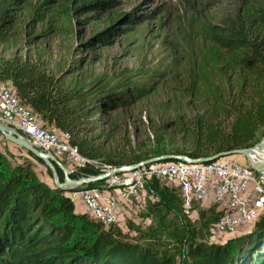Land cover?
<instances>
[{
	"label": "trees",
	"instance_id": "obj_1",
	"mask_svg": "<svg viewBox=\"0 0 264 264\" xmlns=\"http://www.w3.org/2000/svg\"><path fill=\"white\" fill-rule=\"evenodd\" d=\"M181 1L186 9L185 28L204 48H195L194 54L188 51L187 65L179 67L185 68L179 74L186 88H177L178 101L189 99L201 107L183 131L185 155L202 159L249 149L264 128V0H225L233 8L215 23L202 15L212 0ZM110 4L106 0H43L38 4L0 0V46L10 44L21 52L0 57V82L11 83L17 98L44 127L68 134L70 144L93 160L102 155L89 135L99 131V138L108 139L96 118L138 103L148 96L151 86L138 83V73L127 71L116 80L102 75L79 80L87 59H73L68 73H63L42 49L36 57L15 43L19 36L31 37L35 24L41 27L40 40L69 35L73 16L106 11ZM112 32H117L115 26L92 42L107 46ZM92 42L81 47L89 49ZM23 44L31 45V38ZM228 73L236 79H226ZM155 142L160 144L158 139ZM164 155L168 153L158 151L153 157ZM119 157L120 161L106 158L102 165L128 166L147 159ZM55 171L62 183L63 173L57 167ZM100 174L99 168L86 167L70 176L77 180ZM105 182L76 191L100 188ZM146 190L156 201L140 217L151 225L141 231L130 223L129 230L135 233L130 236L106 230L85 214L75 213L65 192L42 182L29 162L14 166L0 154V264H264V216L251 233L213 244L208 233L222 216L215 206L200 210L196 225L183 214L176 190L158 180H152Z\"/></svg>",
	"mask_w": 264,
	"mask_h": 264
},
{
	"label": "rangeland",
	"instance_id": "obj_2",
	"mask_svg": "<svg viewBox=\"0 0 264 264\" xmlns=\"http://www.w3.org/2000/svg\"><path fill=\"white\" fill-rule=\"evenodd\" d=\"M43 0H33L38 4ZM103 1V0H102ZM111 3L106 11L86 12L80 17H72V33L53 36L40 40L41 27L33 25L31 37H18L15 45L25 46L26 50L36 54L38 49L52 57L63 73H68L72 60L87 59V66L79 71L78 79L100 75L116 80L127 71L138 73L137 81L151 86L146 98L121 111L105 112L98 116L101 130L108 139L99 138V131L91 133L93 146L102 158L96 159L98 165L104 164L106 158L120 161L119 156L147 157L150 160L154 152L162 151L168 155L186 157L185 135L183 131L197 111L200 104L191 103L189 99L179 102L177 88H186L179 72L184 71L188 61V51L204 48L194 40L192 33L185 28L186 9L181 0H106ZM225 0H212L211 6L203 9L204 17L215 23L232 10ZM85 21V22H84ZM115 26L117 32L109 36L110 44L102 46L98 41L92 42L98 34ZM31 38V45L23 42ZM35 40L32 42V39ZM90 48L81 47L89 44ZM79 50H75L77 47ZM189 46V48H187ZM15 47V46H14ZM10 44L0 46V57L7 58L21 55ZM185 50V51H184ZM74 54V55H73ZM194 54V53H193ZM197 54V53H196ZM186 55V56H185ZM161 74L162 77H153ZM236 75L228 73L226 79L233 81ZM186 82V81H185ZM181 89V88H180ZM176 99V101H173ZM191 105V106H189ZM167 110H164L165 108ZM40 125L43 124L40 122ZM46 129V127L43 126ZM155 139L160 141L157 145ZM264 143V128L259 130L254 145ZM0 154L5 155L12 165L29 162L36 176L55 189L52 174L43 164H38L28 154L0 136ZM139 159L136 162L146 161ZM228 162L247 165L242 156L224 158ZM63 165V164H62ZM66 165V163L64 164ZM63 165V166H64ZM256 176V173H255ZM43 182V181H42ZM46 184V183H45ZM213 207L210 199L198 210ZM217 207L215 206V210ZM81 207L76 205V211ZM76 213V212H75ZM78 214V213H77ZM198 215L192 216L190 222L198 225ZM130 223L129 220H126ZM132 224V223H131ZM134 226L145 230L151 225L150 220L138 216ZM129 228V226H128ZM130 236L135 233L129 230Z\"/></svg>",
	"mask_w": 264,
	"mask_h": 264
},
{
	"label": "built area",
	"instance_id": "obj_3",
	"mask_svg": "<svg viewBox=\"0 0 264 264\" xmlns=\"http://www.w3.org/2000/svg\"><path fill=\"white\" fill-rule=\"evenodd\" d=\"M40 122L39 117L17 98L11 83L0 82V124L14 128L37 150L53 155L63 165L66 163L64 167L70 175L79 174L86 167L99 168L104 174L127 166H99L96 160L81 155L77 147L70 144L68 134L45 129ZM135 164H139L136 170L111 174L100 188L76 191L68 187L65 196L75 210L76 205L80 206L83 214L106 230L113 228L128 235H132L129 224H135V219L156 201L146 190L152 180H158L180 194L182 212L189 220L198 215V207H203L209 199L213 206L221 209L243 198H264V183L250 166L228 162L224 158L203 164L175 161Z\"/></svg>",
	"mask_w": 264,
	"mask_h": 264
},
{
	"label": "water",
	"instance_id": "obj_4",
	"mask_svg": "<svg viewBox=\"0 0 264 264\" xmlns=\"http://www.w3.org/2000/svg\"><path fill=\"white\" fill-rule=\"evenodd\" d=\"M0 135L1 137L10 144L23 149L27 154L32 155L37 158L50 170L52 174L53 184L56 189L63 190L67 192L68 187L77 189L80 187H85L90 184L99 183L106 180L111 174H115L121 171L131 172L139 167V164H133L124 166L121 168H115L107 173L100 174L98 176L84 177L77 180L71 178L68 170L61 164V162L56 159L53 155L47 154L37 150V148L32 145L26 138H24L17 130L14 128L0 124ZM262 144H257L254 148L241 149L228 151L223 153H218L208 158H202L199 160H189L187 157L175 156V155H164L160 157H155L150 160L144 161V164L152 165L160 162H187L190 164H203L216 162L220 159L232 157V156H242L247 165L256 173L260 181L264 183V178L259 168H264V161H253L249 156V153L255 150H263ZM57 167L64 176V181L60 183L57 178L55 171ZM216 212L222 214L218 222H216L209 230L208 240L213 244L224 243L229 240L238 239L244 235L251 233L256 224L259 223L260 219L264 216V198L261 199H240L237 203L227 206L225 208L216 209Z\"/></svg>",
	"mask_w": 264,
	"mask_h": 264
},
{
	"label": "bare ground",
	"instance_id": "obj_5",
	"mask_svg": "<svg viewBox=\"0 0 264 264\" xmlns=\"http://www.w3.org/2000/svg\"><path fill=\"white\" fill-rule=\"evenodd\" d=\"M263 150H255L254 152L249 153V156L253 161H264V143L262 144ZM264 178V168H259Z\"/></svg>",
	"mask_w": 264,
	"mask_h": 264
},
{
	"label": "crops",
	"instance_id": "obj_6",
	"mask_svg": "<svg viewBox=\"0 0 264 264\" xmlns=\"http://www.w3.org/2000/svg\"><path fill=\"white\" fill-rule=\"evenodd\" d=\"M49 130H51V131H53V132H56V133H59L58 130H56V129L52 128V127L49 128ZM42 181L44 182V180H42ZM44 183H46V185H48L47 182H44ZM75 212L78 213V214H83L81 211H78V212H77V211L75 210Z\"/></svg>",
	"mask_w": 264,
	"mask_h": 264
}]
</instances>
